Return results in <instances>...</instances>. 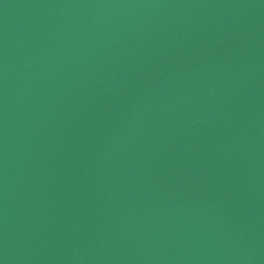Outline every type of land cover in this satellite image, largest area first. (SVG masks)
I'll use <instances>...</instances> for the list:
<instances>
[{
	"label": "water",
	"instance_id": "95a60500",
	"mask_svg": "<svg viewBox=\"0 0 264 264\" xmlns=\"http://www.w3.org/2000/svg\"><path fill=\"white\" fill-rule=\"evenodd\" d=\"M0 264H264V0H0Z\"/></svg>",
	"mask_w": 264,
	"mask_h": 264
}]
</instances>
